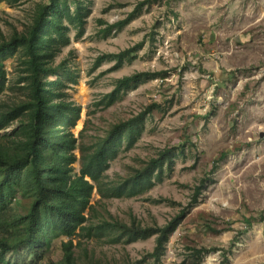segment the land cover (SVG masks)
Masks as SVG:
<instances>
[{
  "label": "rangeland",
  "instance_id": "374dc122",
  "mask_svg": "<svg viewBox=\"0 0 264 264\" xmlns=\"http://www.w3.org/2000/svg\"><path fill=\"white\" fill-rule=\"evenodd\" d=\"M37 2L0 3V40L29 25ZM85 2L91 14L84 35L77 40L71 29L69 46L54 61H66L77 79L63 90L81 107L71 130L77 147L96 144L115 125L152 107L138 140L127 150L123 141L106 180L128 178L161 150L179 148L174 168L144 194L102 199L94 190L88 224L104 219L163 226L185 211L159 264H264V0ZM131 13L136 17L121 30L103 32ZM130 48L135 58L114 69L109 55ZM17 64L18 55L4 61L7 83L0 105L26 98L23 84H17ZM137 73L158 76L126 89L106 107L117 80ZM15 129L17 123L0 136ZM75 154L78 174L79 150ZM30 203L20 193L8 201L0 239L11 236L9 225L27 214ZM68 240L35 250L24 245L8 252L3 264H57ZM74 245L76 264H122L151 253L155 237L130 244L76 237ZM202 249L209 252L199 253Z\"/></svg>",
  "mask_w": 264,
  "mask_h": 264
},
{
  "label": "trees",
  "instance_id": "16d2710c",
  "mask_svg": "<svg viewBox=\"0 0 264 264\" xmlns=\"http://www.w3.org/2000/svg\"><path fill=\"white\" fill-rule=\"evenodd\" d=\"M23 1L26 0H0V3L14 6ZM90 14L85 0H39L29 25L22 31L15 29L8 39L0 40V95L7 83L4 61L14 55H18L17 84H23L27 92L23 100L0 105V131L17 123V129L0 136V222H3L5 205L16 193L31 200L27 214L9 225L11 236L0 239V264L5 262L10 251L24 245L35 250L61 237L69 240L62 244L63 258L57 264H76V237L107 238L111 244L123 241L130 244L155 237L151 253L139 261L122 264H145L150 258L154 264H159L170 236L186 216L183 211L165 225L152 227H142L136 220L130 225L104 219L98 224H88L95 209L91 203L94 190L102 199L144 194L163 181L166 172L174 168L179 154L177 147L163 149L130 177L106 180L105 173L122 150L123 141L127 142V150L138 140L144 118L152 107L115 125L96 144L77 147V138L71 130L80 119L81 107L68 101L63 92L69 83L77 84V79L66 61L57 65L54 61L61 50L69 46L71 29L76 31L77 40L82 38ZM135 14L108 25L103 32L110 34L114 29L121 30L136 17ZM135 51L130 48L109 55L116 63L114 69L134 59ZM60 73L64 75L63 80ZM156 76V73H137L118 79L114 90L105 97V106L116 102L126 89ZM76 150L80 152L78 174L73 167L78 161ZM201 189L200 185L195 190L194 204L202 194ZM208 252L207 249L199 251ZM227 261L225 257L224 262Z\"/></svg>",
  "mask_w": 264,
  "mask_h": 264
}]
</instances>
